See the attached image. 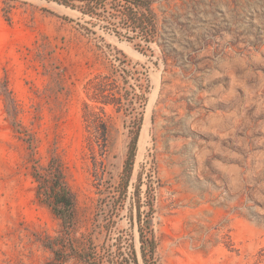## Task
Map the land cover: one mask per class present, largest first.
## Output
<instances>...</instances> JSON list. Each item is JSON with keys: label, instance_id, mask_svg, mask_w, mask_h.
Returning <instances> with one entry per match:
<instances>
[{"label": "rangeland", "instance_id": "rangeland-1", "mask_svg": "<svg viewBox=\"0 0 264 264\" xmlns=\"http://www.w3.org/2000/svg\"><path fill=\"white\" fill-rule=\"evenodd\" d=\"M69 1L0 0V264H264V0H156L150 37ZM96 77L123 105L87 121ZM54 160L68 232L32 175Z\"/></svg>", "mask_w": 264, "mask_h": 264}, {"label": "trees", "instance_id": "trees-1", "mask_svg": "<svg viewBox=\"0 0 264 264\" xmlns=\"http://www.w3.org/2000/svg\"><path fill=\"white\" fill-rule=\"evenodd\" d=\"M58 2L69 5V0H55ZM132 6L130 14L126 17L130 24L134 25L135 29H141L147 37H150L155 29L154 20L155 14L152 10V5L156 0H121ZM151 23V24H150ZM149 38H146V40ZM109 78L102 79L96 77L88 83L87 89L90 93L92 90V99L99 104L95 108L90 107L87 104V121L91 118L100 119L101 114L105 113L104 108L107 106H118V110L123 105L124 96L119 97L115 94H111L109 88ZM91 87V88H90ZM101 104V105H100ZM98 109L99 111H96ZM140 130V128L138 129ZM87 137V147L92 155V158L96 159L95 140L102 139L105 143L102 154L104 157L108 154L109 144V130L106 125H102L101 129L95 131H89ZM139 131L136 133L132 142L131 151L127 160L126 171H131V162L134 157V153L137 146ZM47 174L41 173L34 167L33 178L35 179L37 186V198L44 204H46L52 212L63 221V226L68 232L69 228L73 225L75 219V205L76 197L72 189L70 188L62 164L59 160H54L50 163ZM150 250L147 251L146 247L142 246L143 257L146 260L147 254L150 253L151 257L156 252V242L152 239L149 242ZM76 253V250H73ZM65 254L69 256L68 252ZM74 255V254H73Z\"/></svg>", "mask_w": 264, "mask_h": 264}, {"label": "bare ground", "instance_id": "bare-ground-1", "mask_svg": "<svg viewBox=\"0 0 264 264\" xmlns=\"http://www.w3.org/2000/svg\"><path fill=\"white\" fill-rule=\"evenodd\" d=\"M150 104H151V103H150ZM149 106H150V105H149ZM143 130H144V129H143ZM145 131H146V130H144V132H145ZM144 132H143L142 139H143V142L145 143V140H144V138H145V134H146V133H144ZM147 134H148V133H147ZM147 134H146V137H147ZM144 143H143V144H144ZM144 145H145V144H144ZM142 147H143V146H142Z\"/></svg>", "mask_w": 264, "mask_h": 264}]
</instances>
